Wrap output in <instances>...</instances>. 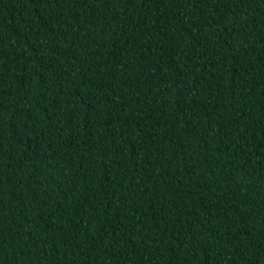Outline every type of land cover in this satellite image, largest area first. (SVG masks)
<instances>
[{
	"label": "trees",
	"instance_id": "obj_1",
	"mask_svg": "<svg viewBox=\"0 0 264 264\" xmlns=\"http://www.w3.org/2000/svg\"><path fill=\"white\" fill-rule=\"evenodd\" d=\"M0 264H264V0H0Z\"/></svg>",
	"mask_w": 264,
	"mask_h": 264
}]
</instances>
